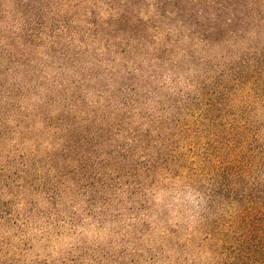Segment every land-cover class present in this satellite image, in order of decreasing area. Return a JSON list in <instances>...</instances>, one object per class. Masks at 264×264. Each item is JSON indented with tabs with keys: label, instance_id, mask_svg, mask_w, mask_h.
Wrapping results in <instances>:
<instances>
[{
	"label": "rangeland",
	"instance_id": "374dc122",
	"mask_svg": "<svg viewBox=\"0 0 264 264\" xmlns=\"http://www.w3.org/2000/svg\"><path fill=\"white\" fill-rule=\"evenodd\" d=\"M0 178V264H264V0H0Z\"/></svg>",
	"mask_w": 264,
	"mask_h": 264
},
{
	"label": "trees",
	"instance_id": "16d2710c",
	"mask_svg": "<svg viewBox=\"0 0 264 264\" xmlns=\"http://www.w3.org/2000/svg\"><path fill=\"white\" fill-rule=\"evenodd\" d=\"M183 111H186V113L187 114H184V116H183V119H185L186 118V121H188L187 123H185V125H183V128H181V130H178V136H183L184 135V133H186V131L188 130V126H187V124L189 123V117L191 116V114L192 113H194V111H198L197 109H194V110H192L191 109V106H189L188 108H184L183 109ZM198 117H199V111H198ZM179 124H181V123H179ZM190 124L192 125V126H194V127H196V128H198V129H201L202 128V126H203V118H193L191 121H190ZM167 125V124H166ZM169 126H167V127H165L164 128V132H162V135H163V137H162V140H160L161 142H159V144H160V146H163V147H168L169 146V144H171L172 142L169 140V134H167V130H169V128H168ZM165 161H166V163H168V158L167 157H165ZM201 163H203L202 162V160H201ZM7 178V180L5 181L6 182V184H7V186H11V184H13V181L14 180H11L10 178H8V177H6ZM19 180H21L20 178H18ZM0 182H1V178H0ZM101 182V180H100V178L99 177H97V179H91V181H89V185L88 186H90V187H93L94 185H97V184H99ZM44 184V183H43ZM50 189H51V192L53 191V192H57V191H60V188L58 187V186H56V185H53V188H52V186L50 187ZM215 231H214V234H211L212 236H211V240L213 241V249L215 250V251H218V250H220V243H221V238L219 237V235L221 234V232H220V230H219V228H215L214 229ZM220 233V234H219ZM223 264V263H222Z\"/></svg>",
	"mask_w": 264,
	"mask_h": 264
}]
</instances>
